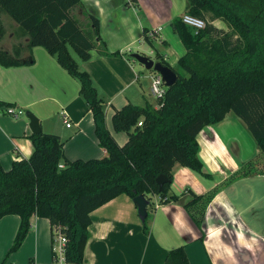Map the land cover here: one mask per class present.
<instances>
[{
  "label": "trees",
  "instance_id": "obj_1",
  "mask_svg": "<svg viewBox=\"0 0 264 264\" xmlns=\"http://www.w3.org/2000/svg\"><path fill=\"white\" fill-rule=\"evenodd\" d=\"M186 1L187 14L205 21V28L195 34L182 17L172 20V30L185 49L171 68L177 80L157 108L146 102L143 107L127 104L114 110V131L127 134V141L119 146L105 126L103 102L92 79L78 69L70 54L71 50L87 61L97 43L104 45L96 17L88 16L87 29L71 17L72 11H83L80 0H0V16L11 18L20 36L28 39L25 46L14 45L11 51L0 48V66L31 65L34 47L53 56L78 81L98 145L107 154L103 159L69 161L59 136L41 132L28 137L32 145L28 159L12 162L7 171L0 165V219L14 215L20 220L5 259L21 247L30 218L36 216L48 220L52 236L58 231L66 239V263L83 264L94 210L120 195L132 200L157 196L160 204L176 201L168 192L177 166L212 180L198 158L197 136L230 113L245 126L259 154L208 193L186 190L191 200L184 209L201 229L208 204L222 189L241 179L264 176L258 158L264 154V0ZM215 21L227 30L216 27ZM4 35L0 22V42ZM144 35L148 40L146 30ZM22 51L28 57L21 59ZM0 107L13 105L0 101ZM160 175L167 180L161 192L155 181ZM148 219L147 215L142 222L146 233ZM163 264H189L184 248L171 250Z\"/></svg>",
  "mask_w": 264,
  "mask_h": 264
},
{
  "label": "crops",
  "instance_id": "obj_2",
  "mask_svg": "<svg viewBox=\"0 0 264 264\" xmlns=\"http://www.w3.org/2000/svg\"><path fill=\"white\" fill-rule=\"evenodd\" d=\"M80 2L83 11L76 9L71 12V17L85 29L89 26L88 16L96 17L104 45L97 43L87 61H81L71 50L70 54L78 69L87 72L92 79L103 102L105 126L122 146L127 138L119 142L112 133L114 110L127 104L143 107L146 102L152 103L149 94L151 72L131 55L146 56L147 53L154 56V62L163 61L170 68L176 67L185 49L171 23L174 18L187 14L188 4L186 0ZM12 22L10 32L2 23L5 35L0 48L6 51L28 42L26 37L20 36L18 25ZM220 24L223 26L219 21L214 22L216 27L223 29ZM28 55L27 51H22L20 58ZM31 55V65L0 66V101L30 109L39 121L41 132L59 136L67 160L107 157L98 145L92 113L79 94L78 81L44 49L34 47ZM63 115L70 127H66ZM227 123L226 116L221 122L207 126L215 136H202L204 145L199 138L202 131L197 137L198 158L203 171L210 174L212 180L198 174L199 178L195 177L190 169L177 166L171 186L178 180L176 193L181 196L167 204H160L157 196L150 197L146 209L149 216L147 233L136 205L126 195L91 212L83 264H163L167 254L181 246L189 264H264V183L257 181L264 176L241 179L222 189L208 204L201 229L184 209L191 195L183 192L208 193L258 155L257 148L246 158L249 160L240 156L233 158L229 151L233 140L224 133ZM31 134L28 120L8 117L4 107H0V165L4 170H9L12 162L30 157L32 145L28 137ZM223 152L228 157H223ZM195 179L197 185L193 184ZM152 199L154 211L149 214ZM19 222L18 216L14 215L0 219V264H54L50 224L36 216L30 218V229L21 247L5 259Z\"/></svg>",
  "mask_w": 264,
  "mask_h": 264
},
{
  "label": "rangeland",
  "instance_id": "obj_3",
  "mask_svg": "<svg viewBox=\"0 0 264 264\" xmlns=\"http://www.w3.org/2000/svg\"><path fill=\"white\" fill-rule=\"evenodd\" d=\"M1 18V21L2 23H4L6 26H7V30L10 32L11 31V28H12V20L11 18H9L8 16L6 15H1L0 16ZM208 20V18H207ZM206 20V21H207ZM6 21V23H5ZM205 22V21H203ZM219 27H223L224 30H227L225 25L223 24V26L220 24ZM43 49V48H41ZM43 51V50H42ZM146 56L149 57L152 61H155V58L154 56H151V55H148L146 53ZM151 74H153V71H150ZM150 74V75H151ZM151 102L150 103L154 108H157L158 105V101H156L154 98H150ZM19 108V107H17ZM21 109V111L23 112V114L20 116L19 119H24V120H27L26 118V112H30V109H27V108H19ZM8 116V115H7ZM10 117V116H8ZM227 118H228V123H227V126H226V130L224 131V133L228 136H230L232 138V142L230 143V147H229V151L231 152L233 158H237V157H241L242 159H245V160H249V159H246L248 157H250L252 155V153L255 151V149H257L256 145H255V142L253 140V138L251 137V135L247 132V130L245 129V127L243 126V124L241 123V121L239 119H237L235 116H233L231 113L227 115ZM112 129V128H111ZM112 133L115 135V137L119 140V142H121V139H125L127 138L126 137V133L125 132H115L113 129H112ZM214 135L215 136V133L213 132V130H209V128L207 127H204L202 129V132H201V137L200 138V141L202 142V144L204 145V136L205 138L208 136V135ZM203 136V137H202ZM198 137V136H197ZM235 141V142H234ZM199 145V144H198ZM229 153V152H228ZM259 154V153H258ZM223 157H228L227 153L226 152H223ZM230 155V154H229ZM231 156V155H230ZM229 156V157H230ZM231 156V157H232ZM259 160H260V163L262 164V167L261 169H264L263 166H264V154H260L259 155ZM251 161V160H250ZM192 171V170H191ZM193 175H196L195 177H198L196 172H192ZM200 175V174H198ZM174 176V175H173ZM201 176V175H200ZM202 177V176H201ZM199 178V177H198ZM257 181H260V182H263L264 183V178H259V180ZM173 183V181H172ZM195 183V185H197V180L195 179V182H193V184ZM172 185V184H171ZM170 185V189H169V192H168V196H176V193L177 191V185H178V180H175V183L173 186ZM184 194H186L187 192H183ZM182 193V194H183ZM181 195H177V199L178 197H180ZM152 204L150 205V207L148 208V213L150 214L151 212L154 211V199H152Z\"/></svg>",
  "mask_w": 264,
  "mask_h": 264
},
{
  "label": "built area",
  "instance_id": "obj_4",
  "mask_svg": "<svg viewBox=\"0 0 264 264\" xmlns=\"http://www.w3.org/2000/svg\"><path fill=\"white\" fill-rule=\"evenodd\" d=\"M182 22L186 26L190 27L195 34H197L199 30L205 28V22H203L202 19L188 14L182 16ZM149 79H150V84H149L150 96L154 98L156 101L162 100L167 90V87L163 82L162 77L157 72H153V74L150 75ZM4 110L6 114L13 119H19L20 116L23 114L21 109H18L16 107L4 108ZM63 120L66 127H70V124L65 119V115H63ZM138 125L141 126V123H138ZM58 167L60 169L63 168L62 165H59ZM65 243H66V239L64 238V236H62L58 231H54L52 237V257L54 264H67L64 258Z\"/></svg>",
  "mask_w": 264,
  "mask_h": 264
},
{
  "label": "water",
  "instance_id": "obj_5",
  "mask_svg": "<svg viewBox=\"0 0 264 264\" xmlns=\"http://www.w3.org/2000/svg\"><path fill=\"white\" fill-rule=\"evenodd\" d=\"M131 57L140 65H142L147 71L157 72L162 77V80L167 88H170L175 84L177 77L170 67L163 66L159 62H154L150 58L137 53L132 54ZM26 118L29 122V129L31 133L35 135L40 134L41 129L36 116H34L31 112H26ZM155 181L158 186V191L161 192L163 185L167 182L166 178L160 175ZM132 201L137 207V213L140 221L143 222L147 217L146 209L149 205V201L144 196H137Z\"/></svg>",
  "mask_w": 264,
  "mask_h": 264
}]
</instances>
